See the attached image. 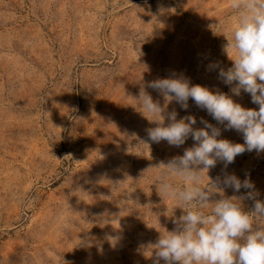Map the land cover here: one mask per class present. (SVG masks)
<instances>
[{
	"label": "rangeland",
	"instance_id": "rangeland-1",
	"mask_svg": "<svg viewBox=\"0 0 264 264\" xmlns=\"http://www.w3.org/2000/svg\"><path fill=\"white\" fill-rule=\"evenodd\" d=\"M231 2L0 0V264H153V245L184 212L158 193L162 176L185 186L161 164L194 141H148L146 129L157 125L136 99L143 84L175 72L258 109L206 70L232 67ZM145 90L165 115L195 116L197 129L203 118L220 128L217 139L244 143L191 98L184 110ZM225 174L250 178L264 202V153L245 151L226 169L218 161L201 173L215 192L210 202L222 198L211 181ZM244 192L223 188L224 197ZM242 206L253 211L252 200Z\"/></svg>",
	"mask_w": 264,
	"mask_h": 264
},
{
	"label": "clouds",
	"instance_id": "clouds-1",
	"mask_svg": "<svg viewBox=\"0 0 264 264\" xmlns=\"http://www.w3.org/2000/svg\"><path fill=\"white\" fill-rule=\"evenodd\" d=\"M231 7L238 13L232 39L225 46L232 67L225 70L219 63H210L206 70L217 71V78L225 85L235 83L231 87L233 95L239 96L241 90L250 94L258 109L245 108L218 89L192 85L188 77L175 72L143 84L136 99L141 102L143 112L153 117L149 121L157 125L146 129L148 141L157 144L166 141L174 147L182 146L189 137L194 141V146L185 149L182 156L161 164L167 170L164 176L175 173L183 177L185 186L178 188L162 176L158 193L177 201L184 212L173 221L175 228L161 234L153 245V264L160 261L164 264H264V226L254 227L252 215L264 218V202L257 199L259 193L250 178L242 181L234 174H225L222 179L211 181L222 197L215 202H210L215 192L200 184L201 173L214 168L218 161L226 169L245 151L264 153V0H232ZM148 88L166 103L174 101L184 110L188 109L191 98L218 124H224L225 130L242 133L244 143L217 139L220 128L203 118L200 123L204 127L197 129L193 127L197 123L195 116L178 120L175 110L165 115V107L153 100L145 90ZM165 119L169 121L167 126ZM223 188L245 192L224 197ZM245 200L253 201L251 213L243 210ZM209 205L210 213L199 210Z\"/></svg>",
	"mask_w": 264,
	"mask_h": 264
}]
</instances>
